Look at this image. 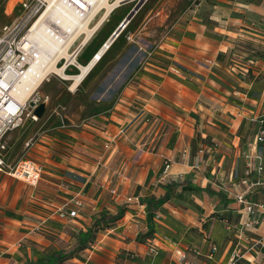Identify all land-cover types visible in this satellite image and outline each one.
<instances>
[{"label": "crops", "instance_id": "1", "mask_svg": "<svg viewBox=\"0 0 264 264\" xmlns=\"http://www.w3.org/2000/svg\"><path fill=\"white\" fill-rule=\"evenodd\" d=\"M260 6L249 2L244 7L258 13L264 24V7ZM208 7L201 5L200 12ZM210 8L211 21H197L195 38L179 49L182 64L190 71L183 74L184 83L178 79L179 85H170L169 80L176 78L166 74L156 85L144 74L139 82L124 88L110 117L84 123L62 150H53L56 145L43 140L36 144L42 180L37 186L18 180L12 198L16 211H0V264L47 262L55 252L68 250L73 251L64 261L68 264H179L173 249L163 242L165 236L188 250L192 264L226 263L241 241L236 234L240 215L235 194L244 186L232 177L234 165L238 160L243 173L244 154L257 149L258 124L252 120L253 111L233 104L229 84L213 67L221 42L229 40L219 32L232 31L231 19L227 18L225 25L220 19L226 18L220 13H227L228 6L218 2ZM208 26L213 28L207 30ZM115 28L118 26L110 29L101 45ZM122 36L116 46L125 38ZM262 40L264 43V32ZM166 90L170 95L160 100L159 94ZM141 110L165 119L153 126ZM175 132L179 142L168 148ZM13 136L12 131L6 137L10 163L9 140ZM51 151L73 152L68 154L69 161L59 162ZM167 158L172 160L169 172L164 169ZM252 189L247 197L264 203V184ZM77 193L84 201L79 215L74 219L59 217L56 207ZM137 196L141 202L128 201ZM260 219V226L249 232L250 239L264 232V216ZM37 225L41 230H36ZM246 241L241 243L247 245ZM151 242L160 246L157 255L149 252ZM215 246L218 251L210 256Z\"/></svg>", "mask_w": 264, "mask_h": 264}, {"label": "rangeland", "instance_id": "2", "mask_svg": "<svg viewBox=\"0 0 264 264\" xmlns=\"http://www.w3.org/2000/svg\"><path fill=\"white\" fill-rule=\"evenodd\" d=\"M20 1L0 0V29L21 13ZM218 2L228 6L227 13L225 11L220 13L226 18L220 19L224 25L227 18L231 19L229 29L232 33L227 34L225 29L224 32H219L222 37L227 36L229 40L224 39L221 42L222 50L216 59L217 64L213 67L229 84V96L234 98L235 106L250 110L251 113L253 111V117L263 114L264 24L258 13L256 15V12L245 10L244 6L249 2H256L258 6L264 7V0H146L132 18L130 28H127L123 36L121 35L125 38L110 49L106 58L99 64V68L97 66L98 69L96 68L92 75L85 79L87 81H84L83 86L76 91L70 90L72 83L60 78L59 75H51L52 81H47L40 87V93L49 95L50 101L38 121L28 119L21 129L13 131V139L9 140L12 165L21 159H31L40 165L35 159L37 155L35 150L39 149L36 144L41 140L47 141L49 146L50 143L56 145L53 146V150H62L67 142L72 141L73 133L85 127L84 123L94 124L99 119H104L103 116L110 117L116 101L122 97L124 88L128 84L139 82L144 74L153 79L156 85L163 82L166 74L177 80H169L170 85H179V81L184 83L185 75L173 72L171 67L176 63L184 65L182 64L184 57L181 56L179 49L195 38L194 24L197 21L201 19L204 22L211 21L208 15L210 6ZM128 3L116 8L109 21L103 23L96 35L90 39L79 55L81 63L85 64L90 59L112 27H119L137 0ZM201 5L209 6L206 8L207 11L205 9L200 12ZM209 26L207 30L213 28ZM127 36L132 38L129 39ZM204 62L212 64L210 61ZM69 72L75 73L77 69L72 68ZM166 95H170L167 90L159 94V99H167ZM172 98L178 99L174 96ZM154 115L155 117L145 111V120L146 117H150L153 126L163 123L165 117ZM242 117L246 120L245 116ZM162 130L163 128L159 131L157 139H160ZM30 139L34 144L27 146L26 142ZM177 142L178 133L175 132L168 148H174ZM72 152L51 151L58 157L59 162L69 161L68 154ZM18 182L20 181L0 172V211L10 210L12 213L16 211L12 198L15 197V186Z\"/></svg>", "mask_w": 264, "mask_h": 264}, {"label": "built area", "instance_id": "3", "mask_svg": "<svg viewBox=\"0 0 264 264\" xmlns=\"http://www.w3.org/2000/svg\"><path fill=\"white\" fill-rule=\"evenodd\" d=\"M115 3L117 0H110ZM128 0H121L123 3ZM21 13L9 24L0 29V172H5L13 178L27 182L29 185L37 186L42 180L43 167L31 159H21L14 165L7 161L6 152L8 144L7 135L24 126L28 119L38 121L37 107L48 104L49 95L37 92L41 83L52 75V63L63 67L64 71L72 68L81 70L78 62L79 55L83 49L80 43L87 36L85 27H94L105 15L107 7L104 0H21ZM60 7L64 9L59 12ZM70 12V16L65 14ZM121 24V23H120ZM119 24V25H120ZM99 47L95 55L106 46L107 40ZM95 31L88 38L94 37ZM44 37L53 40L55 48L45 61ZM73 41V44L70 42ZM108 48V47H106ZM91 59V60H92ZM172 71L178 74H189L190 71L183 65L176 63L172 65ZM23 91L25 98L20 96ZM145 115V110L139 112ZM258 124L255 136L253 152L244 154V170L240 173V164L237 160L234 165L232 177L239 178L244 190L235 194L239 210V227H236L238 239L246 241L247 245L238 242V247L229 256L224 264H264V232L260 237L250 239L249 232L257 229L261 224L260 216H264V203L251 200L247 197L252 188L263 185L264 180V113L252 119ZM151 121L146 117V122ZM125 132V128L121 129ZM31 145V140L27 146ZM203 150L201 149L200 152ZM187 152H185L186 154ZM172 160L167 158L164 163L165 171L169 172ZM255 174L257 177L254 178ZM140 201V197H129L128 201ZM84 201L80 193L66 200L56 207V214L61 218H76ZM156 217H160L157 214ZM36 230H41L37 225ZM163 242L168 243L173 249L179 264H192L187 249L170 236H165ZM249 242V244H248ZM159 244L151 242L149 252L153 255L159 253ZM218 247H213L212 256ZM259 256V257H258ZM134 257L133 255L131 256ZM60 264H68L62 262Z\"/></svg>", "mask_w": 264, "mask_h": 264}, {"label": "bare ground", "instance_id": "4", "mask_svg": "<svg viewBox=\"0 0 264 264\" xmlns=\"http://www.w3.org/2000/svg\"><path fill=\"white\" fill-rule=\"evenodd\" d=\"M121 0H117L115 3H113L110 0H104V6L107 7V11L105 13V15L99 20L98 23L95 24L94 27H91L90 25H88V27H85L86 31H87V36L84 38V40L80 43V45L84 46L86 45L85 43L88 41V38L91 36V34H93V32L95 31V33L97 32L98 28L102 25V23H104L105 21H109L110 15L114 12V10L116 8L122 7L124 4L128 3L131 0L125 1L123 3H120ZM64 9L62 7H60L59 12H63ZM65 14H70V12H66ZM70 16V15H69ZM124 23V26L118 27L115 32V34H113L112 36H110V38L107 40L106 46H104L99 52H98V56L96 58H93L92 60H90L87 64H80L79 60V64H80V68L81 70H78V72L75 73H71L68 71H64L63 67H60L59 65H57V61H55L54 63H52L51 69H52V75H59L60 78L69 81L71 84L70 90H77L78 86L81 83H84L83 80L87 79L89 77V75L92 73V71L94 70V68L101 62L100 59H102L103 55L106 53V51H110V49L115 45L116 41L119 39V37L123 34V32L129 27V24L131 22L127 20H125V18L120 22V23ZM129 23V24H128ZM128 24V25H127ZM127 25V26H126ZM120 26V25H119ZM126 26V27H125ZM124 29V30H123ZM114 31V30H113ZM45 40V46H44V54H45V61H47L48 55L51 53V51L55 48V44L53 42L52 39L48 38V37H44ZM71 44H73V41L70 42ZM108 47V48H106ZM108 53V52H107ZM95 55V54H94ZM93 55V56H94ZM47 81H52V76L50 75L48 77V79L44 80L41 85L38 87L37 92L40 93L39 89L42 85L45 84V82ZM20 96L25 98L27 95H25V93L23 91L20 92Z\"/></svg>", "mask_w": 264, "mask_h": 264}, {"label": "water", "instance_id": "5", "mask_svg": "<svg viewBox=\"0 0 264 264\" xmlns=\"http://www.w3.org/2000/svg\"><path fill=\"white\" fill-rule=\"evenodd\" d=\"M145 2H146V0H137V3L134 5V7L131 9V11L128 13V15L125 17V20H127V22L132 20V18L136 15V13L140 10V8L144 5ZM124 25L125 24L122 22L119 27L124 26ZM45 108H46V104L41 103L37 107L36 113L41 117Z\"/></svg>", "mask_w": 264, "mask_h": 264}, {"label": "trees", "instance_id": "6", "mask_svg": "<svg viewBox=\"0 0 264 264\" xmlns=\"http://www.w3.org/2000/svg\"><path fill=\"white\" fill-rule=\"evenodd\" d=\"M169 196H166V198H168ZM159 203H163V200ZM157 203V205L159 204ZM89 235V233L87 234ZM73 251L72 250H68V251H57L55 252L51 258L49 259V261L47 262H36V263H31V262H28L26 264H60L62 262L65 261L66 257L68 255H70Z\"/></svg>", "mask_w": 264, "mask_h": 264}]
</instances>
